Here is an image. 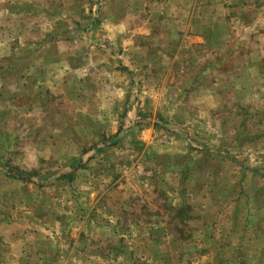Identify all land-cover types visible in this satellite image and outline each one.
<instances>
[{"label": "rangeland", "instance_id": "1", "mask_svg": "<svg viewBox=\"0 0 264 264\" xmlns=\"http://www.w3.org/2000/svg\"><path fill=\"white\" fill-rule=\"evenodd\" d=\"M0 264H264V0H0Z\"/></svg>", "mask_w": 264, "mask_h": 264}]
</instances>
